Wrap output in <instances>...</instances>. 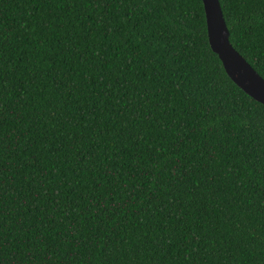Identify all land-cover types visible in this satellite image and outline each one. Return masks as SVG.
Listing matches in <instances>:
<instances>
[{
  "label": "trees",
  "instance_id": "trees-1",
  "mask_svg": "<svg viewBox=\"0 0 264 264\" xmlns=\"http://www.w3.org/2000/svg\"><path fill=\"white\" fill-rule=\"evenodd\" d=\"M264 80V0H217ZM0 264H264V107L200 0H0Z\"/></svg>",
  "mask_w": 264,
  "mask_h": 264
},
{
  "label": "water",
  "instance_id": "water-1",
  "mask_svg": "<svg viewBox=\"0 0 264 264\" xmlns=\"http://www.w3.org/2000/svg\"><path fill=\"white\" fill-rule=\"evenodd\" d=\"M207 44L217 57L226 77L240 91L264 107V80L245 62L228 42V31L217 0H200Z\"/></svg>",
  "mask_w": 264,
  "mask_h": 264
}]
</instances>
